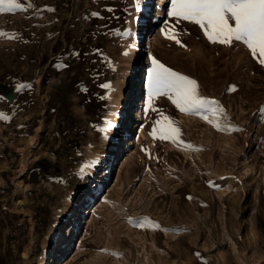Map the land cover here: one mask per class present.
Returning <instances> with one entry per match:
<instances>
[{
    "label": "rangeland",
    "instance_id": "1",
    "mask_svg": "<svg viewBox=\"0 0 264 264\" xmlns=\"http://www.w3.org/2000/svg\"><path fill=\"white\" fill-rule=\"evenodd\" d=\"M19 2L0 12V264H264L259 54L209 42L167 15L171 0L160 12L158 0ZM150 58L195 79L223 112L181 113L166 96L149 107ZM161 113L183 143L149 135Z\"/></svg>",
    "mask_w": 264,
    "mask_h": 264
},
{
    "label": "snow or ice",
    "instance_id": "2",
    "mask_svg": "<svg viewBox=\"0 0 264 264\" xmlns=\"http://www.w3.org/2000/svg\"><path fill=\"white\" fill-rule=\"evenodd\" d=\"M14 9L22 11L24 5L19 0H0V12H12ZM167 15L198 25L207 40L213 44L230 46L234 42L243 43L254 58L259 54L258 62L264 65V0H171ZM161 32L163 33L164 29H161ZM166 38L181 44L174 32L166 34ZM150 59L153 66L148 72L146 103L149 107L155 97L166 96L181 113L212 112L215 115L223 112V109L218 107V101L200 95L195 79L173 71L154 58ZM101 87L108 88L109 85L104 84ZM152 111L157 110L152 108ZM161 116L162 120L155 122L160 127L154 126L149 135L155 138V134L159 133L161 140L183 143L179 139L180 129L174 126L169 117L163 113ZM213 126L218 129L221 127L220 124ZM226 127L227 130H239L231 126ZM186 146L192 147L190 144ZM137 226L144 227V221L141 220Z\"/></svg>",
    "mask_w": 264,
    "mask_h": 264
},
{
    "label": "bare ground",
    "instance_id": "3",
    "mask_svg": "<svg viewBox=\"0 0 264 264\" xmlns=\"http://www.w3.org/2000/svg\"><path fill=\"white\" fill-rule=\"evenodd\" d=\"M163 3H164V0H158V3H157V6H158V8H157V11L158 12H160L159 11V8L160 7H162V5H163ZM148 2H147V4H146V10H144V12H143V14H142V16H141V18H140V20H139V23H138V29H139V31H142L141 29H142V27H143V25H144V21H145V23H146V17H147V10H148ZM152 35H150L149 37H148V40H147V42H146V49L143 51V52H149L150 53V48H151V41H152ZM136 77V76H135ZM133 85H135V89H133L132 91H133V94H134V91L136 90V87H137V84H136V82H135V80H133V83H132V86ZM131 86V85H130ZM131 95V90L128 92V93H126V95H125V97H124V103H126V101H127V99H128V97ZM130 99H132L131 97H129V100ZM132 110V109H131ZM118 115L116 116V118H115V120H114V123H113V129L115 130H113L114 131V136H116L115 135V133H116V127H118L117 125L118 124H120V123H122L123 121H122V119H123V115H124V105L123 106H121L120 107V111H119V113H117ZM138 118H139V114H138V116H137ZM139 120V119H138ZM138 120L136 121V122H138ZM137 125V124H136ZM140 126V125H139ZM139 126H137L136 128H139ZM142 135V131H141V128H140V131L138 132V138H136V143L137 144H139V142H140V136ZM115 139V138H114ZM115 142H116V140H115ZM115 142H113V143H115ZM118 145V144H117ZM132 146H134V143H132ZM116 147V146H115ZM112 151V150H111ZM114 151V150H113ZM111 158H112V154L110 155L109 154V157L107 158L108 160H107V163H109V162H111ZM124 164H125V161L124 162H122V165H121V167L119 168V171H118V174H117V177H120V175H121V173H122V168L124 167ZM107 177H108V172H106L101 178H100V180L98 181V185H100V184H103L104 182H106V180H107ZM103 186V185H102ZM94 190H96V188L94 189ZM93 190V191H94ZM82 190L81 191H79V194H82ZM94 192H96V191H94ZM78 194H76L74 197H73V199H72V203H71V205H73V203L75 202V199H76V196H77ZM79 196V195H78ZM95 196L96 195H93V193H90L88 196H87V198L85 199V204H84V206H87L88 207V205L90 204V202H93L94 201V199H95ZM92 197H93V199H92ZM102 205V202H100V206ZM94 208V206L93 207H91V210ZM98 208L99 207H97L96 209H94L93 211H92V213H91V219H90V221L86 224L87 225V228L89 227V225L92 223V221L94 220V217H95V215H96V213H97V210H98ZM89 212V214H90V211H88ZM89 214H88V216H89ZM67 215V214H66ZM66 215H65V217H66ZM80 222V217L79 216H77L76 218H75V220H74V222H73V224L72 225H69L68 226V228H69V232H68V234H71L72 236H70V238L69 239H73V237H74V235H76V233H77V231H78V228H79V226H78V223ZM86 223V221L84 222V224ZM58 235H59V231H58V229L55 231V233H54V239H53V242H54V240L58 237ZM61 242V246L63 245V240H61L60 241ZM55 243H56V240H55ZM56 245V244H55ZM80 245V243L78 244V246ZM66 249L65 248H63V250H62V252L63 251H65ZM59 253V249H56V251H55V254H56V256H57V258H60L61 257V253L60 254H58ZM72 253V252H71ZM67 254V253H66ZM72 255V254H71ZM70 256V255H69ZM55 263H56V260H55ZM61 264H66V263H64V261L61 263Z\"/></svg>",
    "mask_w": 264,
    "mask_h": 264
}]
</instances>
